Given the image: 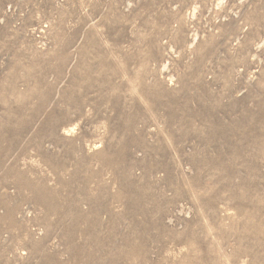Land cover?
Masks as SVG:
<instances>
[{"label":"rangeland","instance_id":"obj_1","mask_svg":"<svg viewBox=\"0 0 264 264\" xmlns=\"http://www.w3.org/2000/svg\"><path fill=\"white\" fill-rule=\"evenodd\" d=\"M0 264H264V0H0Z\"/></svg>","mask_w":264,"mask_h":264}]
</instances>
